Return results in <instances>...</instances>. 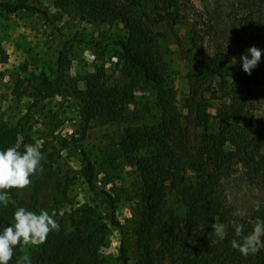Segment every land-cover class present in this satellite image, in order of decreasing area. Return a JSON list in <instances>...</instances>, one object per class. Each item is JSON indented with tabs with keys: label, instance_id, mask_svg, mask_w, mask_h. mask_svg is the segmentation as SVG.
Returning a JSON list of instances; mask_svg holds the SVG:
<instances>
[{
	"label": "trees",
	"instance_id": "1",
	"mask_svg": "<svg viewBox=\"0 0 264 264\" xmlns=\"http://www.w3.org/2000/svg\"><path fill=\"white\" fill-rule=\"evenodd\" d=\"M56 1L77 13L92 11L104 23L118 21L127 31L125 38L112 41L101 39L93 43L82 37L73 39L88 46L104 43L117 51L118 80L112 83L105 79L103 68H98L83 76V88L80 89L68 73L65 48L58 51V75L53 93L69 97L76 103L81 136L92 121L127 120L129 107H136L139 103L138 91L148 85H167L170 76H164L157 63L159 34L154 33L153 26L186 23L183 0ZM19 12L40 13L47 25L58 32L50 13L41 9L36 0H0V14L9 16ZM192 28L186 38L190 50L196 52L198 68L186 77L214 78L221 93L217 96L216 89L211 92L212 99L218 101L214 114L210 112L208 99L200 98L195 107V125L204 129L200 147L193 151L186 148L185 129L164 91L158 93L161 115L156 125L124 129L129 153L144 149L152 151L147 155L129 157L141 180L139 200L131 212L137 264H264V248L244 256L231 246L233 239H239L231 222L235 220L242 224L244 234L250 233L257 218L264 220V205L254 210L249 219L239 217L227 207L223 190V180L239 169L248 185L264 190V124L259 123L252 104L229 84L264 86V59L261 56L251 75L242 70V63L236 64L240 72L236 74L235 65L233 69L218 55L204 52L202 39ZM17 140L15 130L0 129V151L18 147ZM62 144L66 147L69 142L62 139ZM18 150L23 152L24 148L18 147ZM40 150L44 157L41 160L43 172L31 177L36 180L32 202L22 200L18 194L20 190H9L7 204L0 203V230L12 224L14 212L19 207L36 214L43 210L39 203L42 184L37 177L49 170L53 153ZM85 162L83 177L88 186L102 196L105 215L100 217L92 207L85 206L69 217L70 226L62 218H54L59 231L50 232L37 251L27 256L31 264H102L99 250L109 227L121 232L118 261L130 264L129 246L117 218L116 201L96 183L93 165L87 157ZM184 173L190 174L193 182L183 194L182 215L179 210L167 206L166 194L179 181L185 180ZM213 223L224 224L226 231L224 239L218 240L214 246L208 241ZM20 247L21 244L16 246L8 264H17V260L22 259L19 257Z\"/></svg>",
	"mask_w": 264,
	"mask_h": 264
},
{
	"label": "rangeland",
	"instance_id": "2",
	"mask_svg": "<svg viewBox=\"0 0 264 264\" xmlns=\"http://www.w3.org/2000/svg\"><path fill=\"white\" fill-rule=\"evenodd\" d=\"M36 2L50 13L58 32L47 25L40 13L0 14V129L15 130L20 148L40 143L41 149L53 153L49 170L37 177L42 184L39 203L53 219L62 218L68 226L69 217L85 206L92 207L100 217L106 212L102 196L90 188L83 177L87 157L93 165L96 183L116 201L117 218L129 246L130 264H137L131 212L139 200L141 180L129 157L152 151L129 153L124 129L156 125L161 115L158 93L164 91L185 129L186 148L198 149L204 129L195 125V107L200 98L208 99L210 112L214 114L218 101L212 99L211 92L216 89L217 96L221 93L214 78L186 77L198 68L196 52L187 44V33L193 26L202 39L204 52L218 55L233 69L235 65L234 72L240 74L236 64L242 63L240 57L248 48L261 49L264 59V0H183L186 23L153 26L154 33L159 34L157 63L164 76H170L167 85H148L137 92L139 103L129 107L127 120L92 121L82 136L74 100L53 93L58 75V51L65 48L68 73L80 89L83 76L98 68H103L105 79L112 83L118 80L117 51L104 43L88 46L73 39L82 37L93 43L101 39L112 41L125 38L127 31L118 21H100L92 11L77 13L56 0ZM233 58L235 64H231ZM229 84L252 104L256 118L264 124V86ZM62 139L69 142L66 147ZM239 170L223 180L226 205L232 214L249 219L254 210L264 205V190L248 185ZM184 177L185 180L166 194L167 206L182 215L183 194L193 182L190 174L184 173ZM35 182L33 179L27 188L19 191L22 200L32 202ZM120 238L118 229L108 228L99 250L102 264H121L117 259ZM37 248L38 245L21 244L19 257H27Z\"/></svg>",
	"mask_w": 264,
	"mask_h": 264
},
{
	"label": "clouds",
	"instance_id": "3",
	"mask_svg": "<svg viewBox=\"0 0 264 264\" xmlns=\"http://www.w3.org/2000/svg\"><path fill=\"white\" fill-rule=\"evenodd\" d=\"M261 56V49L255 46L248 48L246 54L240 57L242 70L251 75L252 69L259 64ZM235 63L236 60L233 58L231 64ZM41 146L40 143L24 145L23 152L18 150L17 146L0 151V203L7 204L9 190L27 188L32 183L31 177L43 172L41 160L44 157L40 150ZM231 223L235 236L239 238L231 241V246L234 249L247 256L264 248V240L261 239L264 237V220L257 218L252 231L248 234H244L242 224L235 220ZM211 227L213 231L209 233L208 241L210 245L214 246L218 240L224 239L226 231L225 225L221 223H213ZM53 231H59V224L47 211L41 210L39 214H36L23 207L17 208L12 224L0 230V264H8L14 255L16 246L43 244L49 233ZM17 264H31V261L24 257L17 260Z\"/></svg>",
	"mask_w": 264,
	"mask_h": 264
}]
</instances>
